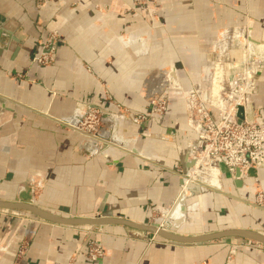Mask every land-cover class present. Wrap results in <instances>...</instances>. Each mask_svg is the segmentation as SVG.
I'll return each mask as SVG.
<instances>
[{
  "label": "crops",
  "instance_id": "obj_1",
  "mask_svg": "<svg viewBox=\"0 0 264 264\" xmlns=\"http://www.w3.org/2000/svg\"><path fill=\"white\" fill-rule=\"evenodd\" d=\"M136 1L52 0L37 9L33 0H0V201L141 224L174 206L197 137L187 98L201 85L218 38L233 40L225 31L246 28L260 45L251 115L264 126V0H150L148 10ZM50 32L60 43L54 63L40 67L34 59ZM161 70L169 72V89L166 112L156 115L143 94L162 85L153 75ZM92 108L147 116L118 124L115 140L127 146L131 138L132 153H79L85 137L66 124L77 125ZM215 170L208 167L218 188L186 197L188 219L178 235L248 231L264 238V166L239 180ZM93 227L0 210V264H264V247L243 236L182 245L124 226ZM91 239L103 244L99 262L86 258Z\"/></svg>",
  "mask_w": 264,
  "mask_h": 264
},
{
  "label": "built area",
  "instance_id": "obj_2",
  "mask_svg": "<svg viewBox=\"0 0 264 264\" xmlns=\"http://www.w3.org/2000/svg\"><path fill=\"white\" fill-rule=\"evenodd\" d=\"M48 1L39 0V3L42 6ZM49 36L41 47V53L34 59L36 65L40 67H47L54 62L59 43L55 33ZM224 81L232 85L230 91L231 93L234 91L236 94L240 92L239 90L244 84L242 79ZM215 84L199 86L195 93L187 98L188 119L195 127L197 136L189 151L187 161L189 163L199 162L202 169L211 167L212 163H217L220 168L223 167L227 170L232 179L239 180V178L245 177L249 171H257L264 166V126L251 119L250 108H253V102L248 90L250 83L247 86L248 107L242 102L243 100L232 101V114L221 109L218 98L224 97L226 92H219ZM214 88H216L215 93ZM165 93L163 89L147 90L145 99L151 105L153 114L163 115L166 112ZM208 93L209 96H207ZM240 109L243 111V119L238 116ZM126 119L139 124L146 121L147 116L129 117L122 114L120 110L113 115L88 109L84 113L82 121L77 125H66L91 139V144L87 146V152L93 151L95 155L100 152L104 143L123 150L121 144L115 140V134L118 124Z\"/></svg>",
  "mask_w": 264,
  "mask_h": 264
},
{
  "label": "rangeland",
  "instance_id": "obj_3",
  "mask_svg": "<svg viewBox=\"0 0 264 264\" xmlns=\"http://www.w3.org/2000/svg\"><path fill=\"white\" fill-rule=\"evenodd\" d=\"M33 1H34V4H35V7L37 9H39V8L41 9V8L45 7L48 3H50L52 0H49L45 5H42V6L40 5L39 0H33ZM150 2H151L150 0H137L136 1V4L137 5H140V6H143V7H145L148 10L149 9L148 4H150ZM151 16L153 18L156 17V11L153 8L151 9ZM52 33L53 34L55 33L57 35L58 43H60V38H59L58 33L57 32H50L44 38V40L41 41L40 48L44 45L45 41L50 37L49 35H51ZM225 33L226 34L228 33L230 35V37L233 38V40L231 42L234 43V44L232 43V45H234V48L231 49L230 55H229L228 59L226 60V63L222 67H218L217 60L219 58L218 57L219 50H217V47H218V43H219V40H220L221 37L218 38V40L215 43L213 49L211 50V55L212 56L210 57L209 62L206 63L205 68L202 71V76H201V78L199 80V82L201 81L200 82L201 85H197L196 88H199V86H203V85L208 86L210 84H215L216 83L215 84L216 87L218 89H221L219 87V85L217 86V83L222 82V81L227 80V79H232V80H241L242 79L243 82H244V84L242 86H246V85L248 86L249 83L251 84L252 79H253V76L256 74V71L258 69H261L262 70V67L261 66H262V57H263V55L260 53V51H261L260 50V45L259 44H253V40H251V38H249L248 35H247L246 28H242L240 30H237L236 32H227V31H225V32L222 33V36ZM255 45H257V46H255ZM51 65H49V66H51ZM253 72H254V74L252 76V79L247 81V78L248 77H246V76L249 75V73L252 74ZM153 75L155 77H157V78L159 77V79H161L162 82H163V80H165V81L162 83L161 86L157 85L156 86L157 88L156 87H154L152 89H147L146 88L144 90V94H143L145 101H146L145 96H146L147 90L154 91V90H160V89L162 90L163 89V91L166 92L165 93V97H167V95H168V92L167 91L169 89L168 88V85H169L168 81L169 80H168L167 76L169 75V72H167L165 70H161L160 72L158 71V72L154 73ZM148 78H150V76H148ZM225 82L227 84L226 86L229 87V83L227 81H224V83ZM257 82H256V84H257ZM249 86H248V90L250 92L251 99H252V102H253L254 95L251 93V91L249 89ZM145 87H147V82H146V86ZM231 89H232V87L230 88V90ZM230 90L229 91H222V92H226V95H230V93H231ZM234 93L235 92L233 91L231 94L234 95ZM247 93L244 95V98H245V102L246 103L245 102H243V103L245 104V106L248 107V105H249V98H248V94ZM192 95L193 94H191V96ZM222 98H223V96H222ZM146 103H148V102L146 101ZM252 109L253 108H250V111H252ZM95 110H97V109H95ZM87 111H88V109L85 112H87ZM97 111H100V110H97ZM114 114H116V113H114ZM126 115L128 116V114H126ZM251 119L253 120V118H251ZM256 123L259 124L258 122H256ZM83 136L85 137V141L78 147V151H79V153H81L86 158H92V157L99 156L102 152H104L106 150H109V149H116L114 146H110V145H107L106 143H104L102 145V147H101L102 149L100 150V152L98 154H95L94 155L93 154V151L87 152V146H88V144H91V139L88 138V137H86L85 135H83ZM126 140L129 142L130 145L127 143V146H124V145H120V146L123 148V150H122L123 152L130 154L132 152L131 151V147H132V144H133L132 143V139L131 138H129V139L126 138ZM220 170H221V168H220ZM187 174L185 175V178H184L185 180H190L191 177H192L193 179H195L196 181H198L196 183L197 188H199V191H196L197 194L200 191H202V188L203 187H205V188H209V187H211V188H218V186H216L217 183L216 184L214 183V184L210 185L206 181H204L201 178H199L198 175L197 176L196 175L192 176L193 175V172L191 170H188ZM219 174L221 175V171H220ZM184 184H185V182H184ZM182 192H184L183 187H182ZM197 194H195L194 196H199V194L198 195ZM184 196L188 197V196H191V194L190 193L189 194L188 193L187 194L181 193L180 198L178 199V201L180 199H183L181 197H184ZM260 197H261V191L258 189V198H260ZM191 200L196 201V198L191 199ZM177 202H176V204H177ZM184 202H185V204H187V200L186 199H185ZM182 204H184V203H182ZM174 206H172L169 209H166L165 211H162L161 213L154 214L153 217H152V219L150 220L151 222L146 223V224H148V225H151V224L152 225H156L160 229H164L167 232H171V233L178 234L177 233L178 230L177 229L174 230L172 228V220L174 222L177 217H179L180 215L186 214V213L185 212L183 214L179 213L177 211V209L179 208V205H178V207H175V209L173 210L174 212H177V213H174L173 212V214H172L173 216L171 217V212H172V209L174 208ZM186 208L187 207H185L182 210L185 211ZM190 210L192 211L193 209H190ZM21 212H25V211H21ZM26 213H29V212H26ZM30 215H32V214H30ZM184 218H186V217H184ZM93 228H99V227H97V226L95 227L94 226ZM95 232H98V230L95 231ZM139 232H141V231H139ZM142 233H146V232H142ZM146 234H148V233H146ZM148 235H150V234H148ZM151 238L152 239L156 238V239H154L155 241L157 240V241H160V242H166V241H164L163 239H161L158 236H154V237H151ZM215 242H219V241L218 240H214V241H210V242H207V243H204V244L205 245L206 244H213ZM261 246L264 247V245H262V244H261ZM86 258L88 260H90L91 262H93V263L99 262V261H101L104 258V248H103V244H102V242L99 239H91V240L88 241Z\"/></svg>",
  "mask_w": 264,
  "mask_h": 264
},
{
  "label": "water",
  "instance_id": "obj_4",
  "mask_svg": "<svg viewBox=\"0 0 264 264\" xmlns=\"http://www.w3.org/2000/svg\"><path fill=\"white\" fill-rule=\"evenodd\" d=\"M261 74V69L256 71V74L253 76L252 82L249 86V89L253 95L256 94V82L258 81ZM216 92V88H214V93ZM209 96V93L207 94ZM193 165V164H192ZM211 167H216L220 169V166L217 163H212ZM0 210H20L29 212L36 218L50 222L53 224L65 225V226H104V225H118L124 226L133 230L146 232L150 234V237L158 236L163 240L169 241L171 243L182 244V245H202L204 243L219 240L229 236H243L250 238L252 240L257 241L258 243L264 245V238L255 233L248 231H224L214 234H206L202 236H193L186 237L181 236L176 233L167 232L166 230L160 229L156 225H148L132 222L129 220H125L122 218H66L56 216L45 211L40 210L29 203L23 202H3L0 201Z\"/></svg>",
  "mask_w": 264,
  "mask_h": 264
},
{
  "label": "bare ground",
  "instance_id": "obj_5",
  "mask_svg": "<svg viewBox=\"0 0 264 264\" xmlns=\"http://www.w3.org/2000/svg\"><path fill=\"white\" fill-rule=\"evenodd\" d=\"M232 39L231 38H224L223 40L220 41V43L218 44V48H219V53H218V60H217V63H218V67H222L225 63H226V60L228 59L229 55H230V51L232 48H234V45H232L233 42H231ZM234 44V43H233ZM220 69V68H219ZM209 74V73H208ZM207 74V75H208ZM254 72L251 74L249 73V75H247L246 77L247 78V81L248 80H251L252 79V76H253ZM157 76V75H156ZM159 76V75H158ZM211 76V75H210ZM209 76V77H210ZM250 78V79H249ZM209 79V78H208ZM251 82V81H250ZM219 85V87L221 89H219V92H222V91H229L230 88H231V84L229 83V87L226 86V82L224 83V81L222 82H219L217 83V86ZM222 85V86H221ZM249 85V84H248ZM240 92H238L237 94L234 93L230 95H226L225 97H219L218 101H219V105L221 106V109L224 111V112H227L229 114H232V110H231V102L232 101H235V100H243L242 102H245V98H244V95L247 93V85L246 86H241ZM246 92V93H245ZM248 94V93H247ZM246 103V102H245ZM71 126V125H70ZM74 126V125H72ZM193 164V165H192ZM211 168V167H210ZM215 168L216 170L215 171H219V168H216V167H213ZM190 169L191 171L193 172V175H198L199 178H201L202 180L206 181L208 184L212 185L215 183V179H214V176L213 174L209 171L208 172V167L207 168H200V165H199V162L196 163V162H193V163H190ZM195 176V177H196ZM242 178V177H241ZM240 179V178H239ZM198 181H196L195 179H193L191 177L190 180H187V182H185L183 188H184V192L182 193H185V194H191V195H195L197 194L196 191H199V188H197L196 186V183ZM183 199H180L177 204H175L174 208L172 209V212H171V217L173 216V210L175 209V207H178L179 205V208L177 209V211L181 214H183L184 212L186 214H183V215H180L179 217H177L173 224H172V228L175 230V229H179L180 226L182 225L183 223V220H184V217H187V209L184 211L182 209H184L186 207L185 205V199H186V196L184 197H181ZM184 203V204H182ZM174 213H177V212H174ZM184 216V217H183ZM188 219V218H187ZM163 230V229H162Z\"/></svg>",
  "mask_w": 264,
  "mask_h": 264
}]
</instances>
